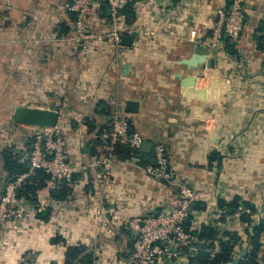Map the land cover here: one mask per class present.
I'll list each match as a JSON object with an SVG mask.
<instances>
[{"label":"crops","instance_id":"0c3cea01","mask_svg":"<svg viewBox=\"0 0 264 264\" xmlns=\"http://www.w3.org/2000/svg\"><path fill=\"white\" fill-rule=\"evenodd\" d=\"M65 1L0 0V188L5 144L20 158L27 153L7 105H60L67 153L75 165L91 161L111 127V114L122 110L145 141L164 144L178 179L217 191L228 201L239 196L257 202V190L264 192V28L259 30L264 0H246L240 56L220 50L216 59L207 55L206 65L188 60L198 59L199 38L210 36L217 9L228 0H175L168 14H147L140 21L153 33L127 35L131 40L121 50L112 42H94L82 57L70 39L74 16ZM97 7L91 25L103 29L101 18L108 20L109 9L105 2ZM214 68L220 79H214L216 92L206 90L202 98L184 86L182 81L193 76L196 91L206 88ZM221 80L227 82L224 92ZM142 153L133 158L116 152L106 178L95 167L74 174L59 198L40 188L33 200L36 220L6 222L0 229V264H65L68 247L81 245L80 257L90 254L89 263L121 262L132 248V236L125 224L112 221L111 210L143 216L171 208L176 195L173 186L147 173L153 150ZM219 198L195 205L192 228H218L215 238H197L200 250L217 238L233 240L231 234L245 228L239 215L223 224ZM100 208L115 225L114 233L96 228L93 216ZM259 256L264 261V238Z\"/></svg>","mask_w":264,"mask_h":264},{"label":"built area","instance_id":"2783aa9c","mask_svg":"<svg viewBox=\"0 0 264 264\" xmlns=\"http://www.w3.org/2000/svg\"><path fill=\"white\" fill-rule=\"evenodd\" d=\"M175 0H66L65 9L76 15L74 20V34L70 36L72 44L78 46L79 55L82 57L94 42H112L116 49L125 48L124 36L136 38L142 34L153 33L144 29L140 25L147 14L155 16L168 14V5ZM105 2L108 6V20L103 29H94L91 25L92 11L98 9V5ZM129 7L133 13L129 19L126 18L124 10ZM164 18V17H163ZM246 24V0H232L231 4L224 3L217 9V19L212 28L211 34L205 38H199L198 43L208 48L210 56L217 58L220 50H225V40L231 38L240 41ZM209 76V75H208ZM211 77H208V81ZM218 80H220L218 78ZM220 86L222 80L219 81ZM219 86V88H220ZM206 87V86H205ZM222 87V86H221ZM208 88V86L206 87ZM67 106V104H64ZM15 132L22 136V140L27 143V153L21 157V161H29V169L13 178H8L7 173L2 174L3 192L0 194V229L6 222L15 225L21 224L24 220H36L37 208L34 199L23 194H19V189L25 181L34 176L37 170H42L47 174L46 190L50 193L60 188L64 182L71 181L74 174L83 172L89 167L100 168L102 177L111 174L112 159L116 153L117 145L127 146L134 151H141L145 141L143 135L130 128L129 121L121 111H114L111 114V127L102 136V143L98 146V152L93 155L91 161L82 165H75L69 159L67 153V139L63 130V123L59 121L55 126H37L18 124ZM32 126V127H31ZM1 139V138H0ZM10 147L5 144L2 148ZM153 160L146 163V171L157 180H162L173 186L176 195L171 208L155 210L143 216L125 217L120 211L111 210L112 221L121 222L131 231L132 248L130 252L118 264H189L192 258L197 256L200 249L195 245L198 234L202 228L193 229L191 223L194 220L195 204L207 203L210 198L221 195L210 188H197L187 179H178L170 167L169 153L161 142H153ZM135 153L133 158L136 157ZM225 199V197L223 198ZM48 201H52L49 198ZM256 211H251L245 206H240L236 211H230L219 205L220 220L224 225H229L228 221L236 215L245 224L243 230L231 234L229 237L217 238L216 243L205 250L215 254L220 250V241H231L233 243L232 259L228 262L236 264L244 258L252 248L251 234L253 225L264 219V204L259 206L258 201L254 203ZM249 212L253 223H248L242 219V213ZM96 228L114 233L115 225L111 224L103 208L98 209L93 216ZM215 226H212L214 228ZM216 228V227H215ZM214 228V229H215ZM218 230V228H216ZM237 231V230H236ZM264 233L261 237L263 245ZM241 246L240 249L236 250ZM198 249V251H197ZM89 264H96L95 262ZM260 264H264L260 258Z\"/></svg>","mask_w":264,"mask_h":264},{"label":"trees","instance_id":"16d2710c","mask_svg":"<svg viewBox=\"0 0 264 264\" xmlns=\"http://www.w3.org/2000/svg\"><path fill=\"white\" fill-rule=\"evenodd\" d=\"M232 0H228V5L231 4ZM74 16V20L76 18L75 13L70 12ZM124 14L127 19L132 16L129 7L124 10ZM264 28V21L261 22L259 30ZM237 41L232 40L231 38H227L225 40V48L230 56H240L239 48L237 46ZM15 148L10 146L8 148H4L2 150V156L4 159V168L3 170L7 173L8 178H13L20 173H23L29 169V161L25 160V162H20V153H17ZM116 152L124 155L129 156L130 154H140L144 155L142 151H134L132 148L122 145H117ZM147 162H150V157L146 159ZM46 178L47 174L42 170H37L36 174L30 178H28L23 186L19 189V194L26 195L28 197H32L34 200H38V190L46 185ZM2 184H0L1 187ZM61 186L60 188L52 191V195L55 198H59L63 196L64 190ZM67 190V189H66ZM3 192L0 188V194ZM219 204L221 207L226 208L230 211H236L240 206H245L249 208L252 212L256 211L255 204L247 199L242 197H235L232 200L220 199ZM196 205V204H195ZM199 205V203H198ZM242 219L247 221L248 223H253V219L249 212L242 213ZM253 225V233L251 234V243L252 248L249 253L242 259H240L236 264H260V249L262 248L261 245V237L264 233V219L261 220L257 224ZM217 235L216 229L212 227H203L202 231L198 233L199 239H209L215 238ZM233 235V234H232ZM235 236V235H233ZM233 243L231 241H220V250L212 255L210 252L204 250H200L197 256L192 258V262H198L199 264H223L230 261L232 258V251H233ZM84 246H69L68 247V258L65 264H89L91 255L84 254L82 257Z\"/></svg>","mask_w":264,"mask_h":264},{"label":"water","instance_id":"95a60500","mask_svg":"<svg viewBox=\"0 0 264 264\" xmlns=\"http://www.w3.org/2000/svg\"><path fill=\"white\" fill-rule=\"evenodd\" d=\"M131 40L130 37L124 36L123 37V43L127 44ZM196 53L199 54L198 59H192L188 60L189 64H194L198 65V63H201L206 65L207 62V55L210 53L208 48H205L203 46H197L195 48ZM209 65L213 67L214 61L213 59H209L208 61ZM215 77L218 78V70L214 69V72L211 73V83L208 86V88L204 89H199V91L195 90L193 88V84L195 82V77L190 76L186 79H184L182 82L184 86H191V89L193 92H197L200 97L205 98V92L206 90L212 89L215 91L217 90V84L216 81L214 80ZM227 84V82H223L222 80V88L221 90H225L224 86ZM204 92V93H203ZM216 92V91H215ZM60 111H61V106L60 105H53L50 108H36V107H28L26 105H17L14 107L12 118L15 123L18 124H24V125H37V126H55L56 124L59 123V118H60ZM150 149H153V142L150 141H144L141 151H148ZM155 163L156 161L153 160Z\"/></svg>","mask_w":264,"mask_h":264},{"label":"rangeland","instance_id":"374dc122","mask_svg":"<svg viewBox=\"0 0 264 264\" xmlns=\"http://www.w3.org/2000/svg\"><path fill=\"white\" fill-rule=\"evenodd\" d=\"M218 64H219V63H218ZM218 64H217V65H218ZM214 69H215V68H214ZM10 105H11V104H8V105H7V110L10 109L11 111H9V112L11 113V112H13V109H14V108H12V106H10ZM10 107H11V108H10ZM1 113H4V112H1ZM9 117H10V114H9V115H8V114H7V115L5 114V118H9ZM256 195H257V197L259 198V200H258V203H259V204H258V205L261 206L262 204H264V192L261 193L259 190H257Z\"/></svg>","mask_w":264,"mask_h":264},{"label":"bare ground","instance_id":"6f19581e","mask_svg":"<svg viewBox=\"0 0 264 264\" xmlns=\"http://www.w3.org/2000/svg\"><path fill=\"white\" fill-rule=\"evenodd\" d=\"M191 89H192V88H191ZM191 89H190V90H191ZM191 91H192V90H191ZM195 93H196V92H195ZM192 94H194V93L192 92Z\"/></svg>","mask_w":264,"mask_h":264}]
</instances>
